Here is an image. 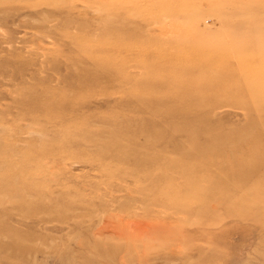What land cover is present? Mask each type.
Returning a JSON list of instances; mask_svg holds the SVG:
<instances>
[{
  "label": "rangeland",
  "instance_id": "374dc122",
  "mask_svg": "<svg viewBox=\"0 0 264 264\" xmlns=\"http://www.w3.org/2000/svg\"><path fill=\"white\" fill-rule=\"evenodd\" d=\"M0 264H264V0H0Z\"/></svg>",
  "mask_w": 264,
  "mask_h": 264
}]
</instances>
